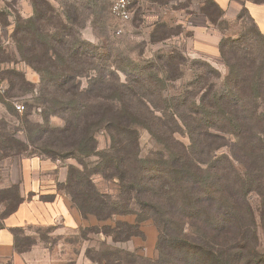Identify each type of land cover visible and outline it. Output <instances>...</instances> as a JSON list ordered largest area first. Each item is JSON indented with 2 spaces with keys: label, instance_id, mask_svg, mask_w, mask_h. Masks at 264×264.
<instances>
[{
  "label": "trees",
  "instance_id": "1",
  "mask_svg": "<svg viewBox=\"0 0 264 264\" xmlns=\"http://www.w3.org/2000/svg\"><path fill=\"white\" fill-rule=\"evenodd\" d=\"M29 24L35 37L15 42L39 74L43 117L35 138L26 139L46 158L75 160L61 188L80 215L99 222L135 215L134 223L102 227L116 242L140 235V223L151 220L156 256L134 264H264L248 202L251 193L261 198L264 235V35L256 25L220 39L227 69L220 90L212 81L219 73L204 64L209 71L195 76L196 86L166 96L165 84L183 75L181 54L125 67L110 52L97 55L71 29L57 27L52 34L40 29L42 23ZM140 128L159 146L147 158L139 152ZM99 135L108 143L103 149ZM95 174L115 181L116 195L101 193ZM23 201L17 186L0 197L2 220Z\"/></svg>",
  "mask_w": 264,
  "mask_h": 264
},
{
  "label": "rangeland",
  "instance_id": "2",
  "mask_svg": "<svg viewBox=\"0 0 264 264\" xmlns=\"http://www.w3.org/2000/svg\"><path fill=\"white\" fill-rule=\"evenodd\" d=\"M112 1L0 0V31L2 36L3 30L8 35V41L0 43V82L6 86L5 93L0 94V191H3L0 197L7 196L15 186L21 194L22 183L24 188L35 187V196L43 205L51 206L55 198L61 197L72 213L78 214L66 225L57 219L16 228V252L26 264H134L138 257L152 259L156 256L158 238L152 221L145 220L140 223V235L123 242L114 241L102 227H114L115 221L134 223L135 215L114 216L101 222L91 215L83 218L61 188L67 168L76 166L75 160H51L27 142L29 136L35 138V123H42L43 117V108L37 102L39 74L25 62L26 54L15 42V38L35 37V26L29 23H42L40 29L52 34L57 27L71 29L75 37L93 44L97 55L105 56L110 52L111 59L125 67L130 61L141 64L171 52L181 54L186 59L181 66L183 75L165 84L166 96L179 95L196 86L195 76L209 71L204 64L219 73V78L212 81L220 90L227 74L218 53L220 39L237 38L253 25L241 10L233 21L225 19L211 6V0H130L131 18L122 23L110 13ZM117 29H121L120 34L115 33ZM120 77L123 79L122 75ZM87 81V78L81 79L83 87ZM16 104L22 105L23 111H17ZM50 121L61 125L59 120ZM138 135L142 158L159 149L144 129H138ZM178 138L186 143L185 138ZM107 145L105 137L99 135L98 148ZM35 160L39 162L37 169ZM26 161L31 164L30 183L22 182ZM94 161L93 158L88 160L91 164ZM92 181L101 193L116 195L115 181L104 180L96 174ZM248 202L256 224L257 251L264 254L261 198L251 193ZM4 210L5 204H1L0 228Z\"/></svg>",
  "mask_w": 264,
  "mask_h": 264
},
{
  "label": "crops",
  "instance_id": "3",
  "mask_svg": "<svg viewBox=\"0 0 264 264\" xmlns=\"http://www.w3.org/2000/svg\"><path fill=\"white\" fill-rule=\"evenodd\" d=\"M221 11L222 17L234 20L239 10L244 11L252 23L256 25L259 31L264 35V0H211ZM1 29V28H0ZM0 31V43L8 41V35ZM39 162L35 160L37 169ZM31 164L25 162L22 169V182H31ZM28 183V184H29ZM35 185L38 183L35 182ZM34 186L25 187L21 183L20 196L24 201L18 206L17 210L3 220V226L0 228V264H26L24 258L18 254L14 248V238L12 229L35 225L40 223L54 222L60 219L66 225L74 215L69 209V205L63 198H55L53 205L48 207L39 202ZM24 191L25 194L24 195ZM30 195V197H29Z\"/></svg>",
  "mask_w": 264,
  "mask_h": 264
},
{
  "label": "built area",
  "instance_id": "4",
  "mask_svg": "<svg viewBox=\"0 0 264 264\" xmlns=\"http://www.w3.org/2000/svg\"><path fill=\"white\" fill-rule=\"evenodd\" d=\"M130 0H113L110 5V13L120 22L125 23L130 20ZM116 34L121 33V29L115 31ZM6 86L0 82V94H4ZM15 108L17 111H23L24 107L20 104H16Z\"/></svg>",
  "mask_w": 264,
  "mask_h": 264
}]
</instances>
